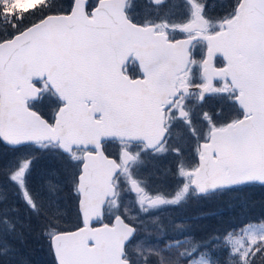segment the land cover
Returning <instances> with one entry per match:
<instances>
[{
  "label": "snow or ice",
  "instance_id": "obj_1",
  "mask_svg": "<svg viewBox=\"0 0 264 264\" xmlns=\"http://www.w3.org/2000/svg\"><path fill=\"white\" fill-rule=\"evenodd\" d=\"M0 145V264H264L171 218L264 189V0H0Z\"/></svg>",
  "mask_w": 264,
  "mask_h": 264
},
{
  "label": "trees",
  "instance_id": "obj_2",
  "mask_svg": "<svg viewBox=\"0 0 264 264\" xmlns=\"http://www.w3.org/2000/svg\"><path fill=\"white\" fill-rule=\"evenodd\" d=\"M1 148L5 149L3 145H0V152ZM243 197V202H249L246 204L244 203L243 206L240 202L237 203L231 212L227 209L228 201H222L215 209H212L213 206H206L207 208L203 207L199 209L200 206L198 202L192 201L183 209L172 210L171 218L177 223L187 222L192 225V232L195 237L199 239L214 231H223L224 229L238 227L242 223L258 221V219L264 217V189L259 187L251 189L243 194ZM11 202L12 198L10 197V203ZM207 212H216V215L212 213L211 215L213 216H204L200 219H194L195 217H199L202 213ZM24 251L31 260V264H35L39 261V259H37L38 257H41V264H50L51 262L48 251L45 249L44 242L35 239V234L28 238Z\"/></svg>",
  "mask_w": 264,
  "mask_h": 264
},
{
  "label": "rangeland",
  "instance_id": "obj_3",
  "mask_svg": "<svg viewBox=\"0 0 264 264\" xmlns=\"http://www.w3.org/2000/svg\"><path fill=\"white\" fill-rule=\"evenodd\" d=\"M6 154V149H3V148H1V152H0V157H2V156H4ZM159 161V165L157 164V163H155L154 164V167L152 166L151 168H149L148 169V172H152V171H157V170H159V169H161L162 168V165H163V163L164 162H166V161H169V160H166V159H160V160H158ZM40 167L41 168H50V167H59V165H58V163L55 161V160H51V159H44V160H42L41 161V163H40ZM169 183H171V182H169ZM9 195H10V197L12 198V200L14 199V197H12V195L9 193ZM62 195H64L67 199H68V203H69V205H71V203H72V201H71V196H70V192H69V190L66 188L65 190H64V193L62 194ZM222 201H228L229 203H228V206H227V209H228V211H230L231 212V210H233L234 208H235V206H236V204L237 203H241V201L240 200H234V199H230L229 197H227V196H225V197H223L222 199H220V200H217V201H211V202H209V201H200V202H198V204H199V209H202L203 207H205V208H207L206 206H213V208L212 209H215V208H217L218 207V205H220L221 204V202ZM249 201H247L246 203H248ZM245 202H243V204H244ZM245 203V204H246ZM242 205V204H241ZM251 205V204H250ZM243 206V205H242ZM213 213V215H216V212H212ZM212 213H209V212H207V213H202L199 217H204V216H213V215H211ZM254 219H258V218H254ZM259 220V219H258ZM254 222H257V221H254ZM242 223V222H241ZM241 225V224H240ZM239 225V226H240ZM45 249L47 250V246H46V244H45ZM49 255V254H48ZM37 259H39V261H37L36 263H39V264H41V262H42V260H41V257H38ZM49 259L51 260V257H50V255H49ZM35 263V264H36Z\"/></svg>",
  "mask_w": 264,
  "mask_h": 264
},
{
  "label": "flooded vegetation",
  "instance_id": "obj_4",
  "mask_svg": "<svg viewBox=\"0 0 264 264\" xmlns=\"http://www.w3.org/2000/svg\"><path fill=\"white\" fill-rule=\"evenodd\" d=\"M129 72H130L131 74H135V66L129 68ZM166 160H169V161L164 162L163 165H162V168H164L165 166H170V165H171V163H172V162H171V159L169 158V159H166ZM155 163H157V164L159 165V161H154V162H152L153 165H154ZM151 167H152V165H150L149 168H151ZM162 168H161V169H162Z\"/></svg>",
  "mask_w": 264,
  "mask_h": 264
}]
</instances>
